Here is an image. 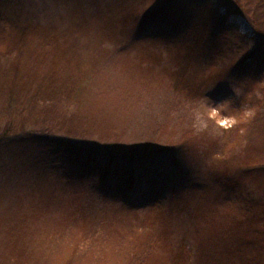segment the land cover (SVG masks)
<instances>
[{"label": "rangeland", "instance_id": "obj_1", "mask_svg": "<svg viewBox=\"0 0 264 264\" xmlns=\"http://www.w3.org/2000/svg\"><path fill=\"white\" fill-rule=\"evenodd\" d=\"M0 147V264H264V28L0 0Z\"/></svg>", "mask_w": 264, "mask_h": 264}, {"label": "trees", "instance_id": "obj_2", "mask_svg": "<svg viewBox=\"0 0 264 264\" xmlns=\"http://www.w3.org/2000/svg\"><path fill=\"white\" fill-rule=\"evenodd\" d=\"M241 8L242 11L249 16V20L255 24L256 27H260V29L264 28V10L260 7L261 4L264 5V0H234ZM262 8L259 12L258 9ZM252 11L256 13H251Z\"/></svg>", "mask_w": 264, "mask_h": 264}, {"label": "snow or ice", "instance_id": "obj_3", "mask_svg": "<svg viewBox=\"0 0 264 264\" xmlns=\"http://www.w3.org/2000/svg\"><path fill=\"white\" fill-rule=\"evenodd\" d=\"M5 163H6V152L2 147H0V170L3 169Z\"/></svg>", "mask_w": 264, "mask_h": 264}]
</instances>
